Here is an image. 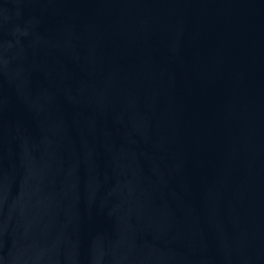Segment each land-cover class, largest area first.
<instances>
[{
  "label": "water",
  "instance_id": "obj_1",
  "mask_svg": "<svg viewBox=\"0 0 264 264\" xmlns=\"http://www.w3.org/2000/svg\"><path fill=\"white\" fill-rule=\"evenodd\" d=\"M0 264H264V0H0Z\"/></svg>",
  "mask_w": 264,
  "mask_h": 264
}]
</instances>
